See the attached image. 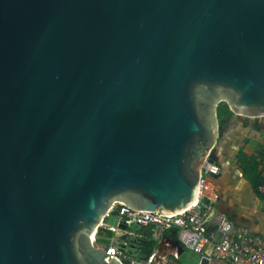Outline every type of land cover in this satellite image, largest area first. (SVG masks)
<instances>
[{
  "label": "water",
  "instance_id": "water-1",
  "mask_svg": "<svg viewBox=\"0 0 264 264\" xmlns=\"http://www.w3.org/2000/svg\"><path fill=\"white\" fill-rule=\"evenodd\" d=\"M221 103L264 117V0H0V264H144L93 235L195 203Z\"/></svg>",
  "mask_w": 264,
  "mask_h": 264
},
{
  "label": "crops",
  "instance_id": "crops-1",
  "mask_svg": "<svg viewBox=\"0 0 264 264\" xmlns=\"http://www.w3.org/2000/svg\"><path fill=\"white\" fill-rule=\"evenodd\" d=\"M222 122V130H219L218 142L211 157L220 170L218 176L211 179L214 192L212 214L224 215L235 228H245L250 233L264 238V197L257 191L264 175V117L247 119L231 115L229 118H223ZM241 154H244L250 163L257 164L253 182L247 178L252 176V172L241 169ZM120 228L126 234L117 239H125L122 245L127 246L124 250L130 252L131 257H134L137 251L133 246H129L130 238L142 236L151 230V238L156 243L153 251L156 252L157 264H163L165 256L169 257L172 264H199L203 258L190 250L186 252L177 240L176 229L161 231L158 228L127 224H121ZM207 229L210 233H216L213 219L209 221ZM208 260L209 264H225L214 258Z\"/></svg>",
  "mask_w": 264,
  "mask_h": 264
},
{
  "label": "built area",
  "instance_id": "built-area-1",
  "mask_svg": "<svg viewBox=\"0 0 264 264\" xmlns=\"http://www.w3.org/2000/svg\"><path fill=\"white\" fill-rule=\"evenodd\" d=\"M219 172L215 162L203 163L197 199L189 208L178 214L159 216L157 212L134 211L122 204L113 206L100 221L93 241L105 246V255L120 260L124 257V252L120 250L116 239L126 234L120 225H152L161 231L176 229L178 242L201 257L214 258L225 264H264L263 237L250 233L245 228H235L224 215L212 214L214 192L211 179L218 176ZM257 191L264 197V175ZM110 216L116 219L114 226L106 223ZM212 219L216 225V233H210L207 229ZM105 240L107 244L102 242ZM155 260L156 252L152 251L143 263L153 264Z\"/></svg>",
  "mask_w": 264,
  "mask_h": 264
},
{
  "label": "trees",
  "instance_id": "trees-1",
  "mask_svg": "<svg viewBox=\"0 0 264 264\" xmlns=\"http://www.w3.org/2000/svg\"><path fill=\"white\" fill-rule=\"evenodd\" d=\"M231 115H233L227 106L225 105L224 108H221V106H218L217 109V118H218V124L220 123V120L223 118H229ZM240 161L243 162L242 170H248L250 173L252 172V176H248L247 178L250 179L253 182V178H256V169H257V164L252 162L250 163L249 161L246 160V156L244 154H241L240 156ZM248 162V163H247ZM137 226V225H135ZM151 229H154L155 227L150 225L148 226ZM170 230H175V229H170ZM137 232V231H136ZM104 244H107V241H102ZM129 246H133L134 249L137 251L136 255H134L133 259L144 262L146 258L150 255V253L155 250L156 243L155 241L151 238V230H149L146 234L142 236H136L132 237L129 240ZM120 250L123 251L125 248L124 245L119 244ZM129 255V254H128Z\"/></svg>",
  "mask_w": 264,
  "mask_h": 264
},
{
  "label": "rangeland",
  "instance_id": "rangeland-1",
  "mask_svg": "<svg viewBox=\"0 0 264 264\" xmlns=\"http://www.w3.org/2000/svg\"><path fill=\"white\" fill-rule=\"evenodd\" d=\"M221 106V108H224L225 107V104L224 103H221L220 105H219V107ZM222 124H223V122H222V120H220V123H219V130H222ZM218 142V141H217ZM214 149H215V147H214ZM213 149V150H214ZM213 152V151H212ZM211 157H212V153H211ZM115 222H116V219L114 218V216H110V217H108V219H107V221H106V223L109 225V224H115ZM118 241H119V243L118 244H121V243H124L125 242V239H117ZM125 248H127V246L125 247ZM185 249V248H184ZM186 250V252H189L187 249H185ZM163 261H164V263L163 264H165V263H168V264H172L171 263V261L169 260V257H164L163 258Z\"/></svg>",
  "mask_w": 264,
  "mask_h": 264
}]
</instances>
